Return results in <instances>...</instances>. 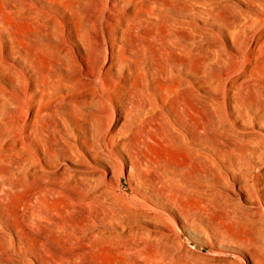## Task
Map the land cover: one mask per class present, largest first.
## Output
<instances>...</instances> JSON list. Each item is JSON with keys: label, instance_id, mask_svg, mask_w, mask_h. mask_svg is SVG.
<instances>
[{"label": "rangeland", "instance_id": "obj_1", "mask_svg": "<svg viewBox=\"0 0 264 264\" xmlns=\"http://www.w3.org/2000/svg\"><path fill=\"white\" fill-rule=\"evenodd\" d=\"M111 13L116 161L86 82ZM245 253L264 264V0H0V264Z\"/></svg>", "mask_w": 264, "mask_h": 264}, {"label": "bare ground", "instance_id": "obj_2", "mask_svg": "<svg viewBox=\"0 0 264 264\" xmlns=\"http://www.w3.org/2000/svg\"><path fill=\"white\" fill-rule=\"evenodd\" d=\"M120 1L124 2V0H120ZM111 5L113 7V10L117 11V4L111 3ZM110 21L112 22L108 23L107 31L102 30L99 34L96 35V44L99 46H104L106 42V38H105L106 34H109L108 36H110V39H111L109 46L105 47L106 49V69L101 72H98V70L87 72L89 77L87 78L86 82L90 86L91 94L101 104L100 114L103 117L101 121V125H102V132L106 134V146L102 144L103 146L101 145L99 147V151L102 155H104L110 161L111 160L116 161L115 159L118 158L116 149L124 150V148L122 147L123 145L120 142L119 137L117 135V132L119 130L118 128L121 125V123L120 121L115 120L114 116L116 113V108L114 106V103L117 102L120 105L119 102L123 100V104H121L120 106L125 109V112H126L125 115H127L128 110H129L127 105L129 103L130 96H129V89L127 88V81L123 80L122 78L116 79L114 76H112L110 80L108 79V81L106 79L109 74L112 75L113 68L118 65L117 64L118 63L117 62V59H118L117 52L119 50L120 45L117 43L118 40L116 39V37L118 36L117 32L121 31L120 34L123 37V35L126 32V27L128 26V21L127 20L124 21V17L117 18L112 13L110 14ZM139 28L143 29L141 27ZM148 33L147 35H149ZM130 35H133V34H130ZM109 50L111 52H109ZM110 108H111V113H110ZM109 114L110 115L113 114V118L111 116L109 117ZM122 116H123L122 119H125L126 116L124 115ZM245 255L249 261V264H258L257 260H255L252 257V255L247 254V253H245Z\"/></svg>", "mask_w": 264, "mask_h": 264}]
</instances>
